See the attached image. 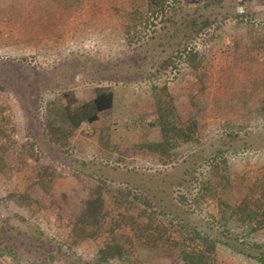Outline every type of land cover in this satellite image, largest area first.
Returning <instances> with one entry per match:
<instances>
[{
  "label": "rangeland",
  "instance_id": "1",
  "mask_svg": "<svg viewBox=\"0 0 264 264\" xmlns=\"http://www.w3.org/2000/svg\"><path fill=\"white\" fill-rule=\"evenodd\" d=\"M177 1L194 4L198 0H167L163 11L157 9L155 15L148 11L150 0H0V240L20 246L15 253L0 254V264H197L190 257L184 260L182 254L189 253L193 246L205 250V241L185 239L189 231L186 225L201 223L198 229L214 235L215 231L201 227L209 224L218 234L224 215L230 228L224 231L228 237L264 244L261 18L253 20L263 28L256 27L254 43L245 29L233 28V19L221 22L216 34L213 30L219 25L213 24L207 31L214 34L192 40L188 49L198 50L203 56L196 71L189 69L183 54L175 57L176 48L165 47L158 62L172 53L174 63H168L150 79L92 80L89 74L98 61L122 65L154 60L147 49L165 32L164 19ZM35 71L39 74L36 78ZM71 73V83L59 82ZM163 85L172 98L177 126L194 142L191 149H185L184 138L175 136L166 147L171 155L176 154L173 163L166 162L165 151L156 149L162 141L160 128L150 124L158 117L157 111L165 107L157 97L164 95L160 91ZM102 86H111L115 92L110 124L104 120L85 123L68 137L56 133V143L40 135L46 100L64 90L90 100ZM107 114L103 113L101 119ZM257 137H262V142L250 140ZM63 141L66 143L61 145ZM137 145L143 147L137 149ZM230 147L233 149L222 152L226 162L218 165V172L227 181L218 186L217 194L200 197L195 181L189 190L180 191L187 198L181 203L187 212L181 216L189 224L171 221L170 216L158 221L168 228L171 241L180 245L153 241L152 236L161 233L156 227V207L125 198L110 187L129 179L121 170L155 174L170 169L182 158L191 160V154L210 157L212 150ZM178 150L183 153L178 155ZM76 160L108 163L119 170L93 168L89 177L83 174L86 169L76 170ZM196 164H200L196 174L210 168L202 159ZM8 194L14 197L6 199ZM88 196L101 206L102 216L86 214L79 220L80 200ZM197 197L199 204L193 203ZM242 204L245 211L257 213L252 220L256 229L243 231L234 225L242 215L236 207ZM8 212L11 220L3 222L1 216ZM72 220L80 224L79 231L72 230ZM34 228L44 238L34 234ZM30 242L37 247L33 254L22 249H33L35 245L31 247ZM107 244H112L114 256L99 260V252ZM44 248L52 250L54 260L46 258L47 251L41 253ZM204 252L211 256L208 264H261L220 245ZM32 257L38 262L31 261ZM127 257L129 261L122 263Z\"/></svg>",
  "mask_w": 264,
  "mask_h": 264
},
{
  "label": "trees",
  "instance_id": "2",
  "mask_svg": "<svg viewBox=\"0 0 264 264\" xmlns=\"http://www.w3.org/2000/svg\"><path fill=\"white\" fill-rule=\"evenodd\" d=\"M165 1L167 0H150L148 3L149 13L155 15L157 9L163 11ZM256 18H261V20L264 21V0H198L194 4L177 1L173 11L164 19L165 25L162 26V28L164 27L163 29L165 32L160 39L154 38L156 44H151L147 49L150 59L154 60H150L151 62L149 64H141L139 61H132V64L131 62H126L122 65L117 63L111 64L110 61L102 63L98 61L94 65V70H92L89 74L91 75L92 73V80L106 79L118 81V79H120L121 81H137L148 78L150 79L155 77L157 74H160L168 63H174L171 59L172 53H169L166 58L158 62V56L159 54L161 55L163 51L165 52V47L176 48L175 57H179L183 54L186 65H188L189 69L196 71L202 64L203 56L198 50L188 49V44L192 40L198 38L200 35L216 34L221 27L220 25H222L220 24L221 22H224L226 19H233L234 29H245L248 37L252 39V43L257 42V38L255 36L257 31L256 27L259 30L263 28L260 26V22L254 23L253 20ZM213 24H217L219 27H214V33H209L207 28ZM150 40L153 39L150 38ZM143 45H145V43ZM80 62L81 61H79V63ZM90 62H92V60H90ZM87 65L93 66L89 63ZM76 68L79 69L81 67L80 65H77ZM150 69H154V71H151ZM38 76V71H35L34 77L36 78ZM63 76L65 78L59 82L71 83V80H73L72 73L69 76L68 74ZM80 78L81 76L79 75L78 80ZM153 89L155 91L158 90L156 86H153ZM160 91L164 92V95L158 94L157 97L161 105H165V107L163 110L160 109L157 111L158 117L150 124L152 126H159L160 128L162 141L158 144L156 149L158 151H165L168 156L166 162L173 163V161L177 160V157L176 154L171 155V152H169L170 150H166L168 143L173 142L175 136H182L184 138L183 142L187 144L185 149H191L194 142L191 141V136L189 134L185 133L181 127L177 126V114L174 109V104L172 103V98L169 96L168 92H166L165 85L160 88ZM114 98L115 92L114 88L111 86L97 87L95 90V96L90 100L77 98L73 92H70L69 90L62 91L44 102L41 117L42 119L40 122V135L48 142L56 143V141H59L57 138H54L56 133H62L64 136L68 137L85 123H94L104 120V122L110 124L109 116L114 107ZM103 113L108 114L101 119ZM261 139L262 137H257L254 139L251 138L250 140L261 141ZM65 143L66 142L63 141L60 144L64 145ZM141 147L143 146H136L137 149H140ZM257 147L258 146L255 145L254 148ZM227 149L233 148L230 147L223 150L222 148H216L215 150H212V155L210 157H205L206 155L200 156V154L196 153L191 154V160L189 157L182 158V160L178 161L170 169L159 171L155 174H148L144 171L135 169L121 170V174H124L125 177L129 179L121 182L118 186H114L113 184L110 185V187L125 198H132L134 201H138L146 206L156 207V210H154V216L155 218H159L156 219L158 223L156 227L161 230V233L155 234V237L152 236L153 241L162 240L166 243H176L177 245H180L179 242L171 241L172 239L170 234H167L168 228H166L165 225H161V222L158 221L163 216H170L171 221H175L184 226L189 224L186 218L181 216L184 214V211L187 212L186 208L181 207V203H185L187 198L184 193L180 191L182 189L189 190L190 184L195 181L201 191V194L199 195L200 197L217 194L218 186L223 185L224 183L222 182L224 180L225 182L227 181V178L218 172L219 163L224 164L226 162L225 158L222 157V152L227 151ZM181 153H183V151L179 152L178 150V155ZM106 154L105 155L109 157L111 152L108 151ZM199 159L209 163L210 168L207 172L201 171L196 174V167L202 163L200 162V164H196ZM76 161L78 162V160ZM78 166L79 169L76 170H79L80 172H82L81 169L90 170V173L86 170L83 172V174H87L89 177L93 175V172L91 171L93 168H95V170H100L101 168L112 167L113 170H119V167L109 166L108 163L103 164V162H78ZM94 181L98 182L100 179L94 178ZM13 197L14 194H8L6 199H11ZM198 199V197L194 198L193 203L196 202L199 204ZM176 201H178V204L180 205H176ZM223 204L225 209L228 208L226 203ZM79 206L82 208L81 214L78 216L79 220H81L82 217L87 216L86 214L93 215L95 213L98 216H102L100 211L101 206L90 196L80 200ZM242 206L243 204L236 207V210L241 211L243 216L241 215L240 219L234 222V225H236V227H241L243 231H246L248 228L256 229L254 228L255 226H253L255 223L252 220L257 213L253 210H250V212L245 211ZM262 212H264V208ZM223 213L226 214V211ZM233 213L234 211H232V215ZM1 217L3 222H7L11 220L12 216L8 212L7 215ZM95 220L98 219L95 218ZM196 224L197 223L186 225L188 226L187 230L189 228V231L185 239H188L191 242L197 239L205 241L204 243L206 249L201 250L198 246H193L190 248L189 253H186L185 251L183 252L182 255L184 260H188V257H190L191 259H194L197 264H208V260L211 256L207 255L204 251H214L216 245H220L228 248L234 253L241 254L247 258L255 259L259 263L264 264V244L248 242L245 240V237L242 236H240L242 239H239L237 237H228L227 234H225L224 231L230 229L226 215L222 216L220 221V224L223 227V233L218 232L219 235L216 233L215 228L209 224L201 227H206L210 231H215L214 235H210L206 231L198 229L197 227H199L201 223ZM79 225L80 224L77 221L72 220V230L79 231ZM17 226L18 225H11L10 227L15 228ZM24 226L25 228L28 227L26 224ZM24 232L26 233L27 231ZM18 233L19 232H17V234ZM34 234L44 238L43 233L39 232L37 228H34ZM12 237H14V235ZM35 239H37V237H35ZM9 241L0 240L1 255H3V252L15 253L17 252V249L20 248L17 244H13L11 241L10 243ZM33 245H35L33 249L29 248L31 251L27 248L22 249L29 254H33L35 252L34 249H37V247L35 243L33 244L30 242V246L32 247ZM58 247L60 248L59 250H61V246ZM58 247L56 246L55 249L58 250ZM112 248V244H107L105 248L99 252L100 254L98 255V259L103 260L108 257H113L114 253L111 252ZM44 252H46V258L48 260L52 261L55 259V255L52 250H46L44 248L41 253L43 254ZM30 260L34 263L38 262L35 258L33 259V257ZM124 261L128 262V257L123 259L122 263H124ZM76 262H80L79 258H76Z\"/></svg>",
  "mask_w": 264,
  "mask_h": 264
}]
</instances>
